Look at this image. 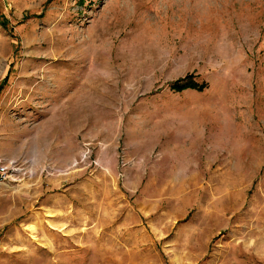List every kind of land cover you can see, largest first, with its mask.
<instances>
[{
  "label": "rangeland",
  "instance_id": "1",
  "mask_svg": "<svg viewBox=\"0 0 264 264\" xmlns=\"http://www.w3.org/2000/svg\"><path fill=\"white\" fill-rule=\"evenodd\" d=\"M0 89V264H264V0H0Z\"/></svg>",
  "mask_w": 264,
  "mask_h": 264
},
{
  "label": "built area",
  "instance_id": "2",
  "mask_svg": "<svg viewBox=\"0 0 264 264\" xmlns=\"http://www.w3.org/2000/svg\"><path fill=\"white\" fill-rule=\"evenodd\" d=\"M13 164L14 162H7L5 160L0 159V184L5 182L9 178L12 172Z\"/></svg>",
  "mask_w": 264,
  "mask_h": 264
},
{
  "label": "trees",
  "instance_id": "3",
  "mask_svg": "<svg viewBox=\"0 0 264 264\" xmlns=\"http://www.w3.org/2000/svg\"><path fill=\"white\" fill-rule=\"evenodd\" d=\"M188 87H191V88H199L200 90H203L205 88L204 85L202 86H197L195 83L193 82H187V83H181V82H178V83H175L172 85V88L177 91V92H181V91H184L186 88ZM1 90V89H0Z\"/></svg>",
  "mask_w": 264,
  "mask_h": 264
}]
</instances>
